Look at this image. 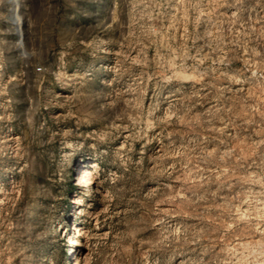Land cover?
Returning <instances> with one entry per match:
<instances>
[{"label":"rangeland","instance_id":"rangeland-1","mask_svg":"<svg viewBox=\"0 0 264 264\" xmlns=\"http://www.w3.org/2000/svg\"><path fill=\"white\" fill-rule=\"evenodd\" d=\"M0 264H264V0H0Z\"/></svg>","mask_w":264,"mask_h":264},{"label":"bare ground","instance_id":"bare-ground-1","mask_svg":"<svg viewBox=\"0 0 264 264\" xmlns=\"http://www.w3.org/2000/svg\"><path fill=\"white\" fill-rule=\"evenodd\" d=\"M93 176H94V172L92 171V169H87L84 173H81L80 171L77 179L78 184L82 186L85 185L86 183H88L93 179Z\"/></svg>","mask_w":264,"mask_h":264}]
</instances>
